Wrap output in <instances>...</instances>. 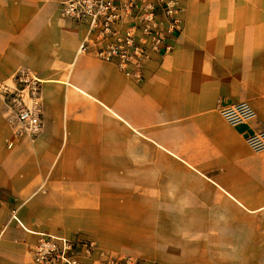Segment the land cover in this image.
<instances>
[{"label":"crops","instance_id":"0c3cea01","mask_svg":"<svg viewBox=\"0 0 264 264\" xmlns=\"http://www.w3.org/2000/svg\"><path fill=\"white\" fill-rule=\"evenodd\" d=\"M60 0H0V82L42 79V133L16 136L0 98V264H34L40 233L149 264L252 261L263 245L264 0H184L173 49L140 81L78 52ZM248 102L246 123L219 104Z\"/></svg>","mask_w":264,"mask_h":264},{"label":"built area","instance_id":"2783aa9c","mask_svg":"<svg viewBox=\"0 0 264 264\" xmlns=\"http://www.w3.org/2000/svg\"><path fill=\"white\" fill-rule=\"evenodd\" d=\"M184 0H62L59 14L85 26L78 52L116 64L129 79L144 78L154 56L173 49L182 30ZM42 79L23 68L0 83V98L17 135L36 138L43 130ZM231 125L246 123L255 111L246 101L219 104ZM252 149L264 150V131L246 135ZM34 264H144L130 254H112L88 237L40 233Z\"/></svg>","mask_w":264,"mask_h":264},{"label":"rangeland","instance_id":"374dc122","mask_svg":"<svg viewBox=\"0 0 264 264\" xmlns=\"http://www.w3.org/2000/svg\"><path fill=\"white\" fill-rule=\"evenodd\" d=\"M61 1L62 0H60V3H61ZM60 3H59V7H60ZM9 79V78H8ZM8 79H6V80H8ZM6 80H4V81H6ZM1 82H3V81H1ZM0 82V83H1ZM3 104V103H2ZM3 111H4V113H5V116H6V119L8 120V122L10 123V124H12V126L14 127V133H15V135L16 136H22V135H17L16 134V132H17V128L15 127V125L12 123V122H10V120L8 119V117H7V114H6V110H5V107H4V105H3ZM260 232H261V234L263 235V239L260 241L261 243H264V220H262L260 223ZM78 234V233H77ZM74 235V234H73ZM72 236V235H71ZM246 250H248L251 254H254V256L252 257V256H249V257H246V258H253V260L252 261H246V262H241V263H224V262H222V263H213V264H264V244L263 245H261V246H258V247H254V248H246ZM137 258H139V257H137ZM139 260H141L144 264H149V263H146V262H144L141 258H139Z\"/></svg>","mask_w":264,"mask_h":264}]
</instances>
